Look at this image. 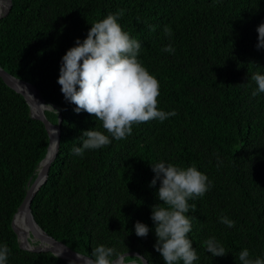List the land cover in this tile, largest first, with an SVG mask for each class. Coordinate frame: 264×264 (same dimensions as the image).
Returning <instances> with one entry per match:
<instances>
[{"label": "trees", "instance_id": "obj_1", "mask_svg": "<svg viewBox=\"0 0 264 264\" xmlns=\"http://www.w3.org/2000/svg\"><path fill=\"white\" fill-rule=\"evenodd\" d=\"M10 3L0 18V68L38 90L54 108L44 111L50 123L61 117L57 155L30 203L38 227L91 260L92 250L103 244L114 249L112 261L135 252L148 264H164L153 247L157 237L150 217L153 205H166L155 195L159 181L149 187L150 164L163 160L195 165L212 182L202 197L188 201L195 206L188 213V235L199 256L195 264H240L243 248L253 259L264 257V93L251 94L252 75L264 74V49L256 48L264 0ZM121 11L122 29L142 44L138 60L159 81L157 107L176 115L133 124L126 139H112L81 158L71 149L81 145L82 131L105 130L94 114L76 113L65 101L57 83L60 60L92 23ZM168 44L174 53L162 51ZM48 143L24 98L0 78V243L10 250L8 264H74L21 249L11 228ZM220 216L235 226L227 227ZM137 221L152 229L146 237L135 234ZM209 237L223 244L225 256L206 251L203 241ZM123 260L139 262L132 256Z\"/></svg>", "mask_w": 264, "mask_h": 264}, {"label": "clouds", "instance_id": "obj_2", "mask_svg": "<svg viewBox=\"0 0 264 264\" xmlns=\"http://www.w3.org/2000/svg\"><path fill=\"white\" fill-rule=\"evenodd\" d=\"M121 15L122 11L108 14L92 23L86 37L77 38L60 60L57 83L65 101L75 105L76 113L94 114L105 130L82 131L81 145H73L71 149L73 155L81 158L87 150L101 149L112 139H126L132 134L133 124L154 119L163 122L176 115L174 110L166 112L157 107L159 81L138 60L142 44L122 29L118 22ZM164 31L165 35H171L170 29ZM256 31V48L264 49V22ZM162 51L174 53L175 49L168 44ZM251 79L256 84L251 94L264 93V74L254 73ZM150 166L154 176L149 187H155L159 181L155 195L166 205L152 206L150 218L157 237L153 247L164 264H195L199 256L188 235L192 230L188 213L195 206L188 201L202 197L212 182L195 165L184 168L161 160ZM219 220L229 228L235 226L227 216H220ZM150 230L140 221L134 225L138 237H146ZM203 244L212 257L227 254L215 237H209ZM9 252L7 244L0 243V264H8ZM113 255V248L98 245L92 250L91 264H113ZM139 257L142 264H148L145 257ZM237 258L240 264H264V257L253 259L248 248L241 249Z\"/></svg>", "mask_w": 264, "mask_h": 264}, {"label": "water", "instance_id": "obj_3", "mask_svg": "<svg viewBox=\"0 0 264 264\" xmlns=\"http://www.w3.org/2000/svg\"><path fill=\"white\" fill-rule=\"evenodd\" d=\"M10 6H11V3H10V0H8V8H7L6 12L3 13L0 16V18L4 17L7 14ZM0 78H1V80L3 81V83L7 87L12 89L16 93L20 94L24 98L25 102L27 103V105L29 107L30 116L33 119L39 120L43 124V126H44V128H45V130L47 132L48 138H49V143H48L46 155L44 156V158L38 164V169L39 170L37 169L38 172L36 174V177L29 184V186H28V188L26 190L25 196L23 198V201L20 204V206L18 207L17 212L13 216V219H12V222H11V228H12V230H13V232L16 235L18 240H19L18 233L15 231V229L13 228V225H12L14 217L16 215L20 214L21 216L26 218L27 225L29 226L30 237H29V239H26V238H24V240L22 239V241L20 242L22 245L20 244L19 247L21 249H23V250L30 251V252H37V253L38 252H49V253H51L52 255H54V256H56L58 258H61L63 260L69 261V262H72L74 264H84L85 262H88L89 264H91V259L90 258H88V257H86V256H84L82 254H79V253H77V252H75L73 250H71L70 248H68L67 246H65L64 244H62L60 242L55 241L53 238L48 236L44 231H42L38 227V225L35 223L32 215H31V212H30L31 200H32L33 196L35 195V193L39 190L41 185L46 181L47 173H48L50 164L55 159V157L57 155V152H58L59 139H60L61 117H60V115L58 116V122H57L56 125L50 123L47 120V118H46V116L44 114V111L45 110L48 111L50 109L47 108V107H46V109L38 108L39 107L38 105H40V103H42V104H44V103H43V100L40 97V94H39L38 90L34 86H32L31 84L26 83V82L21 81V80H18V79H15L11 75H9L5 71H3L2 68H0ZM15 82H19L21 84H24V85L30 87L32 90H34L35 91V98L32 99V100L30 98H28L23 92H21L16 87ZM32 107H34V108L37 107L38 108V113H37L36 116H33L32 113H31V108ZM52 133H54V135H55V138H54L53 142L51 141V134ZM34 226L38 228L39 233L35 232ZM33 241L36 244V245H34V247H36V248L26 247L27 243H30V242H33ZM45 244L50 245L51 247H54V248H46V247H43V246L41 247L40 246V245H45ZM127 256L136 257V258L139 259V262H136V261L124 262L123 258L127 257ZM139 256L140 255L138 253H135V252L125 253V254H122L121 256L117 257L113 261V264L115 262H117V261L123 262L124 264H142V261L140 260Z\"/></svg>", "mask_w": 264, "mask_h": 264}, {"label": "bare ground", "instance_id": "obj_4", "mask_svg": "<svg viewBox=\"0 0 264 264\" xmlns=\"http://www.w3.org/2000/svg\"><path fill=\"white\" fill-rule=\"evenodd\" d=\"M8 8V0H0V16L6 12ZM15 85L16 87L21 91L23 92L28 98H30L31 100L35 98V91L32 90L30 87L24 85V84H21L19 82H15ZM39 107L38 108H41V109H46L50 107L47 106V105H44L42 103H40V105H38ZM38 108L37 107H32L31 108V113L33 116H36L37 113H38ZM55 138V135L54 133L51 134V141L53 142ZM39 170V169H38ZM38 172V171H37ZM37 174V173H36ZM14 221H15V225H14ZM13 228L15 229V231L18 233V236H19V240L22 241V239L24 240V238L26 239H29L30 237V232H29V226L27 225V221H26V218L21 216L20 214L16 215L14 217V220H13ZM16 226V227H15ZM34 230L36 233H39V230L37 227L34 226ZM41 234V233H40ZM39 234V235H40ZM46 241V240H45ZM34 242V241H33ZM47 242V241H46ZM48 243V242H47ZM50 244V243H49ZM41 247H46V248H54V247H51L50 245H40ZM26 247H29V248H36L34 247V245L30 242V243H27V246ZM124 261V260H123ZM84 264H89L88 262H85ZM114 264H124L123 262H115Z\"/></svg>", "mask_w": 264, "mask_h": 264}, {"label": "rangeland", "instance_id": "obj_5", "mask_svg": "<svg viewBox=\"0 0 264 264\" xmlns=\"http://www.w3.org/2000/svg\"><path fill=\"white\" fill-rule=\"evenodd\" d=\"M18 242H19V245L21 244L20 242H21V240H18ZM32 244H34L33 242H31ZM22 245V244H21Z\"/></svg>", "mask_w": 264, "mask_h": 264}]
</instances>
